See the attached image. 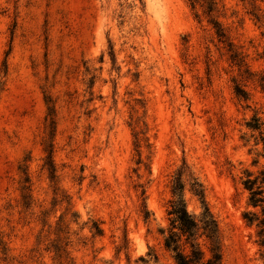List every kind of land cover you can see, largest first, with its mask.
<instances>
[{"label":"rangeland","instance_id":"1","mask_svg":"<svg viewBox=\"0 0 264 264\" xmlns=\"http://www.w3.org/2000/svg\"><path fill=\"white\" fill-rule=\"evenodd\" d=\"M191 1L0 0V264H174L176 178L263 264L264 0Z\"/></svg>","mask_w":264,"mask_h":264},{"label":"trees","instance_id":"2","mask_svg":"<svg viewBox=\"0 0 264 264\" xmlns=\"http://www.w3.org/2000/svg\"><path fill=\"white\" fill-rule=\"evenodd\" d=\"M194 2L196 0L191 1V4ZM206 5L207 13L211 12V0H207ZM212 23L218 40L223 41L224 32L218 28L216 21ZM262 89L264 90V83ZM253 128H258L257 123ZM263 185L264 171L255 176L248 173L243 180L244 188L249 191V203L259 207L262 214H264ZM190 190L199 199L202 209L197 215L187 210L183 199V183L180 178H176L172 188L174 198L169 202L170 226L163 238V247L172 253L174 264H221V239L217 221L206 205L202 186L193 181ZM257 226L260 236L258 244L264 250V218L259 219ZM262 257L264 258V252Z\"/></svg>","mask_w":264,"mask_h":264}]
</instances>
